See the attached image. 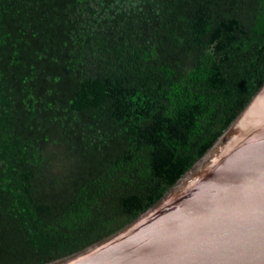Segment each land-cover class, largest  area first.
<instances>
[{"label":"trees","instance_id":"obj_1","mask_svg":"<svg viewBox=\"0 0 264 264\" xmlns=\"http://www.w3.org/2000/svg\"><path fill=\"white\" fill-rule=\"evenodd\" d=\"M263 81L264 0H0V264L131 220Z\"/></svg>","mask_w":264,"mask_h":264},{"label":"water","instance_id":"obj_2","mask_svg":"<svg viewBox=\"0 0 264 264\" xmlns=\"http://www.w3.org/2000/svg\"><path fill=\"white\" fill-rule=\"evenodd\" d=\"M39 264H264V81L151 205Z\"/></svg>","mask_w":264,"mask_h":264}]
</instances>
